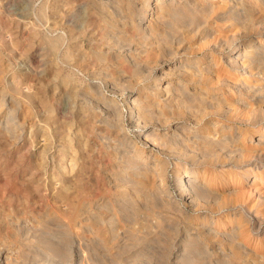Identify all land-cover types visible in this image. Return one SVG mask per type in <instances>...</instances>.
<instances>
[{"label":"rangeland","instance_id":"obj_1","mask_svg":"<svg viewBox=\"0 0 264 264\" xmlns=\"http://www.w3.org/2000/svg\"><path fill=\"white\" fill-rule=\"evenodd\" d=\"M44 1L50 8L54 0ZM44 1L0 0V117L3 116L9 121L8 131L0 126V249L2 247L12 255V261L16 264H35L34 261L37 263L39 260L52 261L55 264H194L191 259L172 263L176 260L174 255L178 250L172 245H179L184 234L189 233L190 236L201 238L202 246L199 248H203V251L206 248L204 253L208 258L218 260V255H214L213 251L215 248H221L218 238L203 235L196 228L206 212L214 209L216 201L219 200L225 203L228 213L236 214L225 218V227L227 228L232 220L236 223L242 211V203L250 205L254 202L248 197L247 191L251 176L248 179L243 177L239 181L233 175L215 177L210 186L214 190L217 189L220 196L203 209L189 210L184 216L169 213L161 219L164 229L156 233H146L141 227V231L135 230L134 228L144 225L142 223L155 225L159 214L157 208L146 199V189L139 195L136 192L137 186L131 185L134 181H126L128 175L118 174L124 165L121 155H126L132 144L141 146L136 137V128L127 125V102L124 97L130 90L133 91L132 97L137 92L141 93L144 83H165L170 71L168 56L162 55L158 58L154 69L149 71L151 76L144 81L141 77L142 67L133 65L123 56L117 57L118 52L124 54L129 40L134 47H140L137 34L132 38L130 36L126 44L121 41V38L128 35L123 26L119 25L118 12L104 16L93 11L89 0H57L60 4L58 14L49 13L47 18H39L37 10ZM149 13L144 21L149 18ZM123 14L128 15L129 12L124 10ZM24 22L28 23L26 29L23 28ZM32 28L39 30V36H29V30ZM164 32L167 33L166 30ZM194 32L195 30L192 31ZM192 33L185 36L181 34L182 37L179 35V42H175L174 49L183 51V48L195 52L202 41L212 42L224 36L219 32H208L211 35L205 31ZM16 37L18 43L14 42ZM250 37L253 36L246 35V40ZM50 39L61 40L56 49L50 47L53 42ZM67 47L71 55L65 61L62 50ZM230 47L224 49V55L227 56L222 57V62L228 59V54L232 53L236 46L232 43ZM137 51L138 49L132 53ZM201 66L204 64L201 63ZM217 69L220 71L219 65ZM257 79L255 76L249 77V84H261ZM200 85L209 86L205 83H189L192 91L194 86ZM216 91L219 92L218 89ZM233 95L232 97H236L239 94L237 92ZM249 95H239L247 101L246 106L242 107L243 112L259 106L257 101L260 96ZM83 97L94 101L91 103L97 114L101 106L95 103L96 99L106 103L113 101L123 112L121 129L117 128L118 125L114 122H100L99 115H94L93 118L89 115L91 118L87 120V125L83 126L77 118L80 115L78 113L86 112V116L88 114V111H84L79 105ZM215 117L217 116L212 115L203 119L215 121ZM218 118L220 123H230L225 117ZM185 121L184 118H177L169 126L175 123L182 126ZM66 125L71 126L72 132L79 128L82 131V138L78 140L75 137L72 142L82 160L83 170L80 174L76 170L71 171L69 167H60V142L62 135L66 133ZM247 126L246 122H238L231 128H224V131L233 134L244 132L241 141L248 155L253 149L264 150V144L256 143L259 137L257 133L252 140L250 134L245 132L251 129ZM198 127L205 131L214 128L207 122H202ZM221 132L218 126L216 135ZM185 133L179 132L185 142L194 144L192 140L186 139ZM43 134L51 135L48 136L50 142L43 140ZM39 139H42V142ZM44 146H47V150L43 160L40 151ZM171 148L159 151L158 155L167 157L173 155L172 152H185V146L178 142ZM190 153L194 155L193 152ZM65 157L63 159L68 160L69 156ZM196 158L184 155L183 160L188 167H194L198 163L202 164V157L197 155ZM220 160L224 161L226 158L221 157ZM171 168L170 164L168 185L175 189L170 176ZM64 182L77 187L82 208V214L71 222L65 212V201L58 196V189ZM255 186H260L264 193V176L263 181L257 182ZM258 209L264 217V205ZM224 211L214 216L223 215L226 213ZM242 214L247 215L245 212ZM129 226H132V232L127 231ZM213 227L225 228L222 225ZM249 228L252 231L244 238V233ZM261 228L262 231L257 232L253 220L242 226L243 233L240 238L244 239L251 251L247 255L233 258L234 264H264V220ZM258 237L261 241L255 243Z\"/></svg>","mask_w":264,"mask_h":264},{"label":"bare ground","instance_id":"obj_2","mask_svg":"<svg viewBox=\"0 0 264 264\" xmlns=\"http://www.w3.org/2000/svg\"><path fill=\"white\" fill-rule=\"evenodd\" d=\"M89 2L93 11L98 14L110 16V13L118 12L117 15L120 16L118 18L120 20L119 25L123 26V30L128 35L126 38H121L125 44L130 36L132 38L134 34L139 35L140 47H134L132 43H129V40L124 48V54L118 52L117 57L123 56L133 65L142 67L141 77L144 81H147L151 76L149 71L154 69L159 57L165 55L168 56L167 59L169 60L170 71L168 79L164 80L165 83H153L151 85L144 83L141 93L137 92L132 97L133 91L130 90L126 92L124 97L127 102V125L136 128V137L141 146L132 144L131 148L127 150V154L121 155L124 158V165L122 166L123 170H119L118 174L128 175L126 181H134L131 182V185L137 186L136 192L139 195L140 192L144 193L146 189V199L157 208L159 214L155 220V225L152 223L150 226L148 223H142L144 225L134 229L141 231L140 229L143 228L146 233H156L158 230L164 229L161 219L169 213L184 216L189 210L203 209L205 205H209V202L211 203L213 199L216 200L220 196V193L216 191L217 189L214 190L210 186L215 177L233 175L239 181L243 177L248 179L251 176L250 187L247 188V191L248 197H251L254 202L250 205L242 203V211L239 213L236 223H233L232 220L227 228L225 227V218L236 214L228 213L225 209V203L219 200L216 201L214 209L206 212L207 214L202 217V221L196 228L203 235L218 238L217 241H219L221 248L213 250L214 255H218V260L213 261L212 258H208L204 253L206 248L204 251L203 248H199L202 246L201 238L190 236L189 233L184 234L179 245H172V247L178 248L177 252H174L176 260L172 263L191 259V263L194 264H234L233 258L242 254L247 255L251 251L244 239L240 238L243 233L242 226L251 223L253 220L257 232L262 231L264 217L258 208L264 205V193L260 190V186L256 187L255 185L257 182L263 181L264 150L253 149L248 155L241 141L244 132L227 133L224 128H231L238 122H246L248 123L247 128L251 127V129L245 132L250 134L252 140L257 133L259 137L256 143L264 144V0H89ZM59 6V1L54 0L49 8L47 2L44 1L39 5L37 15L39 18H47L49 13L56 14ZM124 10H127L129 14H123ZM148 12H150V16L144 21ZM27 24L24 22V29H26ZM194 30L196 34L205 31L207 34H210L208 32L211 34L219 32L224 36L212 42L211 40L202 41L201 46H198L195 52H189L182 47L183 51L174 49L175 42H179V40L177 41L179 35L185 36ZM39 34L37 28L29 30V36L36 37ZM246 35L253 37L246 40ZM254 35H257L258 38H255ZM17 40L16 37L14 42L18 43ZM60 42L61 40H55L50 44V47L56 49V45ZM232 43L236 46L235 50L229 53L231 55L228 54V59L225 62H222V57L227 56L224 55V49L230 47ZM10 46L12 47V45ZM136 49H138L137 53H132ZM70 55L68 47L62 50V57L65 61L69 59ZM176 57H178L177 60ZM201 63L204 64L203 67ZM218 65L220 71L217 69ZM251 76L257 77L261 84H249V77ZM189 83H205L209 86H194L195 89L192 91ZM27 89H29L28 86ZM217 89L219 92L216 91ZM74 92H76V88ZM237 92L239 95L247 96L258 94L260 96L257 101L259 106L243 112L242 107L246 106L247 101L239 95L232 97ZM81 101L80 107L84 108V111H88L87 116L86 112L78 113L80 115L77 118L81 120L83 126L87 125V120L91 117L99 115L100 122L105 124L114 122L118 125L117 128L121 129L123 112L118 109L113 101L106 103L104 100L96 99L95 103L101 106L98 114L91 103L94 101H90L87 97L81 98ZM89 115L91 117H88ZM212 115L217 116L215 121L203 119ZM2 117H0V126L8 131L9 121ZM218 117H225L230 123H220ZM177 118H184L186 121L182 126L175 123L170 127L169 124ZM202 122L203 124L207 122L208 125L214 127L213 130L205 131L199 128L198 125ZM218 126L222 132L217 136ZM159 128L166 129L161 131L158 130ZM65 131L66 133L62 135V142H60L62 143L60 167L62 169L69 167L71 171L76 170L80 174L83 170L82 160H80L76 147L72 146V142L75 137L78 140L82 138V131L79 128L72 132L69 125H66ZM179 132H186V139L192 140L194 144L185 142ZM43 136L45 142H50L48 140L50 134H43ZM39 140L42 142V139ZM177 142L185 146L184 153L172 152L173 155L167 157L158 155L161 150L172 149V145ZM46 150L47 146H44L40 151V157L43 160ZM190 152H193L194 155H190ZM113 154L115 155L116 152ZM65 155L69 156L68 160L63 159L66 158ZM184 155L192 159H197L196 156L198 155L199 158L202 157V164L198 163L194 167H188L184 163ZM221 157H225L226 160H220ZM170 164L172 167L170 176L171 180L174 181L175 189H171V186L168 185V166ZM77 190V187L74 188L66 182L62 183L58 189V196L65 201L67 209L65 212L69 215L70 222L77 220L82 214ZM224 210L226 211L225 214L214 216V214ZM242 212L247 213V215L242 214ZM214 225H222L225 228H214ZM127 231L132 232V226H129ZM251 231V228L245 231L244 238ZM200 233L198 234L200 235ZM260 241L261 238L258 237L255 243ZM11 256L1 247L0 264H16L12 261ZM41 261L39 260L37 263L34 261V263L55 264L52 261Z\"/></svg>","mask_w":264,"mask_h":264}]
</instances>
